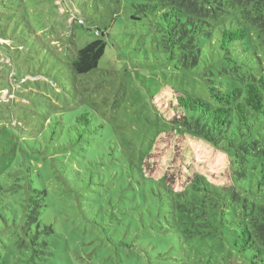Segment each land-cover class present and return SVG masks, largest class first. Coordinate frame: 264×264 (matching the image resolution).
Segmentation results:
<instances>
[{
    "label": "rangeland",
    "instance_id": "rangeland-1",
    "mask_svg": "<svg viewBox=\"0 0 264 264\" xmlns=\"http://www.w3.org/2000/svg\"><path fill=\"white\" fill-rule=\"evenodd\" d=\"M140 1L0 0V264H161L154 227L165 214L149 182L114 160L123 154L177 190L197 174L229 183L225 152L166 125L174 89L210 98L199 74L173 69L150 29L128 22ZM96 26L107 29L105 53L97 70L77 76L66 64L101 36ZM84 112L88 132L76 141ZM32 188L46 189L42 220L53 228L41 259L10 238ZM221 250L187 256L195 264H243Z\"/></svg>",
    "mask_w": 264,
    "mask_h": 264
},
{
    "label": "trees",
    "instance_id": "trees-1",
    "mask_svg": "<svg viewBox=\"0 0 264 264\" xmlns=\"http://www.w3.org/2000/svg\"><path fill=\"white\" fill-rule=\"evenodd\" d=\"M133 6L128 22L147 26L172 68L199 74L208 90L210 99L203 100L174 89L175 114L164 116L166 125L228 158L227 185H212L197 174L180 190L149 176L128 153L114 158L149 182L150 199L157 213L165 214L163 222L156 216L154 227L160 239L157 262L195 264L187 251L209 246L221 247V254H233L243 264H264V0H141ZM106 30L96 26L95 35L101 36L80 47L67 68L81 77L97 70ZM223 74L232 82L224 83ZM76 123L75 140L81 141L90 124L87 112ZM32 190L10 238L31 259H41L49 252L53 228L42 220L46 189Z\"/></svg>",
    "mask_w": 264,
    "mask_h": 264
}]
</instances>
